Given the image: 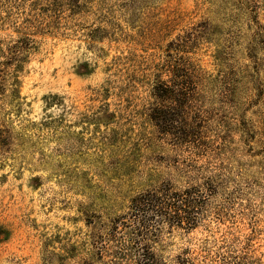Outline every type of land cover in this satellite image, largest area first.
<instances>
[{
  "label": "rangeland",
  "instance_id": "374dc122",
  "mask_svg": "<svg viewBox=\"0 0 264 264\" xmlns=\"http://www.w3.org/2000/svg\"><path fill=\"white\" fill-rule=\"evenodd\" d=\"M163 184L205 197L155 264H264V0H0V264H141Z\"/></svg>",
  "mask_w": 264,
  "mask_h": 264
},
{
  "label": "trees",
  "instance_id": "16d2710c",
  "mask_svg": "<svg viewBox=\"0 0 264 264\" xmlns=\"http://www.w3.org/2000/svg\"><path fill=\"white\" fill-rule=\"evenodd\" d=\"M173 83L172 85L160 81L154 86V92L161 104L170 100V105H176L180 109L184 106L185 102L183 101L188 99L190 92L187 91L181 75ZM151 118L162 131L168 132L169 128H173V120L162 105L152 109ZM204 197L205 193L194 186L178 192L171 185L163 184L156 189L147 190L133 199L131 206V222L133 223L131 225L135 222L133 229L138 236L135 242H138L137 247L141 249V264H155V257L147 241L148 235L152 232L151 228H159L162 224L181 225L183 222L192 226L196 220L194 213H196L199 203L203 202ZM189 208L192 209V212H189L192 215L185 218L183 213L187 212Z\"/></svg>",
  "mask_w": 264,
  "mask_h": 264
}]
</instances>
